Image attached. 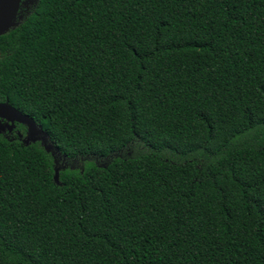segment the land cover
I'll use <instances>...</instances> for the list:
<instances>
[{
    "label": "trees",
    "instance_id": "obj_1",
    "mask_svg": "<svg viewBox=\"0 0 264 264\" xmlns=\"http://www.w3.org/2000/svg\"><path fill=\"white\" fill-rule=\"evenodd\" d=\"M28 11L0 102L58 152L0 133V264H264V0Z\"/></svg>",
    "mask_w": 264,
    "mask_h": 264
},
{
    "label": "water",
    "instance_id": "obj_2",
    "mask_svg": "<svg viewBox=\"0 0 264 264\" xmlns=\"http://www.w3.org/2000/svg\"><path fill=\"white\" fill-rule=\"evenodd\" d=\"M21 4L22 0H0V36L18 24L16 19ZM21 19L22 16H19V20ZM15 124H20L26 129L25 138L22 139L23 144L39 142L47 152L53 150L58 152V149L50 143L47 133L32 118L22 114L8 102H0V133L4 129L12 132ZM58 172L59 170L56 169L54 176L56 182L58 181Z\"/></svg>",
    "mask_w": 264,
    "mask_h": 264
},
{
    "label": "flooded vegetation",
    "instance_id": "obj_3",
    "mask_svg": "<svg viewBox=\"0 0 264 264\" xmlns=\"http://www.w3.org/2000/svg\"><path fill=\"white\" fill-rule=\"evenodd\" d=\"M35 2V0H22V4L20 5V7H19V11H18V14H17V19H16V21L17 20H19V16H22L23 17V15H26L29 11V9L31 8V6L33 5V3ZM23 3H25V5H23ZM27 7V8H23V7ZM21 9H22V11H21ZM6 131H8L7 129L5 130V132ZM13 132H16V124H15V128L12 130V132L11 133H13ZM10 133V134H11ZM17 133V132H16ZM25 135H26V129H25ZM25 135H24V137H25ZM23 138V137H22Z\"/></svg>",
    "mask_w": 264,
    "mask_h": 264
}]
</instances>
